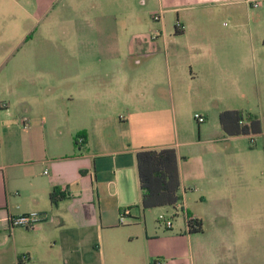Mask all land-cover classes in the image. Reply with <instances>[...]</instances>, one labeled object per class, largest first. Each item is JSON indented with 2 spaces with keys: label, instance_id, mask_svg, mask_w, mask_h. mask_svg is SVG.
I'll return each mask as SVG.
<instances>
[{
  "label": "crops",
  "instance_id": "0c3cea01",
  "mask_svg": "<svg viewBox=\"0 0 264 264\" xmlns=\"http://www.w3.org/2000/svg\"><path fill=\"white\" fill-rule=\"evenodd\" d=\"M246 3L0 0V264H257L264 131L226 136L207 118L264 66V0L245 22ZM201 97L194 137L183 112ZM162 147L183 202L170 229L151 217L163 206L139 207L136 152ZM32 213L34 229L8 222Z\"/></svg>",
  "mask_w": 264,
  "mask_h": 264
},
{
  "label": "trees",
  "instance_id": "16d2710c",
  "mask_svg": "<svg viewBox=\"0 0 264 264\" xmlns=\"http://www.w3.org/2000/svg\"><path fill=\"white\" fill-rule=\"evenodd\" d=\"M218 121L226 136L253 135L260 132L259 118L251 114H245L241 110H221L218 114ZM136 168L140 190L139 207L141 210L160 206L175 209L176 204L182 201L179 192L178 156L174 147L138 150L136 152ZM65 197L66 195L56 188L49 193L52 204H56ZM126 210L123 211L126 212ZM201 225L199 220L194 219L188 223V231H199Z\"/></svg>",
  "mask_w": 264,
  "mask_h": 264
},
{
  "label": "rangeland",
  "instance_id": "374dc122",
  "mask_svg": "<svg viewBox=\"0 0 264 264\" xmlns=\"http://www.w3.org/2000/svg\"><path fill=\"white\" fill-rule=\"evenodd\" d=\"M246 8L249 9V14L251 15V17L254 18V15L252 14V11L255 8H251L249 6V3L246 4H241V8L239 9L240 11V16L241 18L246 22L247 18H248V13L246 11ZM217 17V21L216 24H218V22L226 25V26H230L232 24L231 20L227 17L225 18H221ZM252 18V20H253ZM262 23H264V15L262 16ZM221 30V29H219ZM218 30V31H219ZM55 40H49L47 41V45L44 41L38 40L36 41L34 47L37 48H43V47H50L52 48L55 44ZM240 88L242 89L243 93L246 92L247 89V95L245 97H241V98H234V93L236 92V89L234 87H226L225 91L228 92L225 96V98L223 99L221 105L219 107H221V110L223 109H241V110H245L246 112H250L251 114L255 115L257 118H259L260 123H261V131H264V66L259 67L257 70H254L252 67H250L248 69V71L245 73L244 75V81H242V85L240 86ZM200 95V94H199ZM204 95V94H202ZM204 97V96H203ZM201 97L198 100H203L200 103L199 102H195L192 103L190 106H187L185 111L183 112V120L186 118V121L188 122H193V136L197 137V122L194 118V114L198 113V114H202L201 112V103L205 102L204 98ZM215 110L210 111L211 115H209L207 118L209 120V124L212 123V119L215 123H217L218 119H217V115L212 117V112L214 113ZM178 117L179 114L177 113ZM207 121V119H206ZM204 123V122H203ZM203 123H200V125H202ZM257 134V133H256ZM253 134L254 139H256L257 135ZM246 143L249 144L250 146L252 145V139L249 140L246 139ZM159 210L151 215V217L153 216V219L155 220V223L158 225H161L164 229V225L162 222L158 221V215L159 214H164L166 216H170L171 215V209L168 206H163L158 208ZM153 211V210H152ZM173 219V218H172ZM174 224V222H173ZM257 264H264V256H263V252H260L259 250H257Z\"/></svg>",
  "mask_w": 264,
  "mask_h": 264
},
{
  "label": "built area",
  "instance_id": "2783aa9c",
  "mask_svg": "<svg viewBox=\"0 0 264 264\" xmlns=\"http://www.w3.org/2000/svg\"><path fill=\"white\" fill-rule=\"evenodd\" d=\"M250 5H251V7H259L261 5V0H250ZM152 17H153V19L157 20L160 18V13L153 14ZM194 118L196 119L197 122H202L204 120L203 116H201L198 113L194 114ZM182 208H183V202L179 201L176 204V208L172 209L173 213L170 216H166L164 214H159L158 215V221L162 222L165 228L170 229L172 227V222H173L172 218H173L174 214L176 213L177 210H180ZM125 215H126V212H124V211H121L119 213V223L120 224L125 223ZM193 220H194V217H192L191 215H189V214L185 215L186 226L188 225L189 222H191ZM38 221H39V218L34 213L9 215V217H8V222L11 226H21V227H24L26 229H34L35 226L37 225ZM187 229H188V226H187Z\"/></svg>",
  "mask_w": 264,
  "mask_h": 264
}]
</instances>
